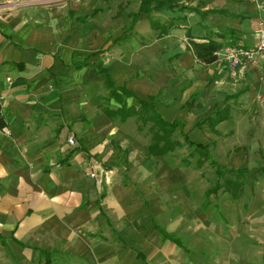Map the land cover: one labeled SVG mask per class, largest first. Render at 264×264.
I'll return each mask as SVG.
<instances>
[{
	"label": "crops",
	"instance_id": "obj_1",
	"mask_svg": "<svg viewBox=\"0 0 264 264\" xmlns=\"http://www.w3.org/2000/svg\"><path fill=\"white\" fill-rule=\"evenodd\" d=\"M93 3L56 11L0 2V264H264L263 211L227 196L213 208L178 152H150L151 125L105 112L141 111L139 100L153 97L162 119L182 122L211 151L260 130L264 54L240 75L204 66L189 44L253 48L256 4L197 0L140 14L119 41L141 0ZM225 109L216 134L198 127Z\"/></svg>",
	"mask_w": 264,
	"mask_h": 264
},
{
	"label": "trees",
	"instance_id": "obj_2",
	"mask_svg": "<svg viewBox=\"0 0 264 264\" xmlns=\"http://www.w3.org/2000/svg\"><path fill=\"white\" fill-rule=\"evenodd\" d=\"M194 1L197 0H141L139 12L131 16L133 21L129 26H127L125 34L119 39V41L129 39L140 14L150 15L153 12L175 10L176 8H180V6L184 3H191ZM97 11L94 15L97 14ZM169 31H163L162 35L168 34ZM189 42L190 49L193 51L196 59L201 64L204 66H210L217 63L218 59L215 54L222 48L221 44L214 41H210L208 43H198L190 40ZM80 67L81 66H79V68ZM100 72H103V70H100ZM108 89L110 91V96L121 101L118 89L114 87V83L111 80H109ZM120 92L123 96L134 97L132 93H129L126 90H120ZM154 100L155 98L153 97L148 101L139 100V103L142 106L141 111H137L134 107L127 108L126 106H123L121 109L116 111L106 109L105 112L110 119L120 117L124 122L130 118L138 117L142 123L140 129L151 125L150 132L152 139L149 150L156 158H165L182 151L184 148H187L188 153L182 159V164L185 167L201 171L206 167V165H209L213 170H215L217 181L206 191V199H210L212 196L222 192L229 195L230 199L233 201L239 200L243 189H245L248 185L246 177L250 174L249 169L243 168L235 170L221 165L217 162L209 147L190 141L188 136L184 134L185 125L182 122H169L162 119L161 115L155 111ZM189 107H191V104ZM228 114L229 111L227 109L219 111L209 120L200 122L198 127L203 128L207 125L211 131L216 134L218 126L222 122L229 120ZM178 132L182 136L183 140L177 138ZM242 150L245 149L239 148L236 149V152H240ZM259 174L264 177V166L259 169Z\"/></svg>",
	"mask_w": 264,
	"mask_h": 264
},
{
	"label": "rangeland",
	"instance_id": "obj_3",
	"mask_svg": "<svg viewBox=\"0 0 264 264\" xmlns=\"http://www.w3.org/2000/svg\"><path fill=\"white\" fill-rule=\"evenodd\" d=\"M91 1L96 3V0H0V2H5V4L2 6L5 8H22L24 6L32 7L35 5L51 8L55 6L56 11H59L58 8L63 4V2H67L72 7V9H79V7L85 6V2ZM104 4L106 7L110 4V0H104ZM80 12L82 11L80 10ZM78 16L81 17L84 15L79 13ZM250 125L252 126L254 123L251 122ZM257 125L260 127V130L258 129L252 131L249 129L248 131L241 133L238 137H228L225 140L226 146L216 145L212 153L217 162L227 168L235 170L241 168L249 169L250 174H248L246 177L247 182H249L246 188L243 189L239 200L241 201L242 207L248 211L257 209L264 212V177L259 174V169L264 166V137L262 139L260 138V141H258L256 137V134L262 132L264 133V123H257ZM177 138L180 139L179 134L177 135ZM229 142H231L230 147L227 146V143ZM239 147L245 148L246 152H236L235 150ZM187 153V148H184L182 152H178V155H176V160L181 161V159L186 156ZM191 170L192 173L201 176L203 181L207 183L205 188L200 189V194H203L205 197V193L208 188L217 181L215 170H213L209 165H206V167L201 171L195 170L193 168ZM226 196L227 198H230L229 195H226L222 192L212 196L210 198V203L214 205L213 208L217 210L222 209L226 202ZM205 201L207 203L206 199Z\"/></svg>",
	"mask_w": 264,
	"mask_h": 264
},
{
	"label": "built area",
	"instance_id": "obj_4",
	"mask_svg": "<svg viewBox=\"0 0 264 264\" xmlns=\"http://www.w3.org/2000/svg\"><path fill=\"white\" fill-rule=\"evenodd\" d=\"M252 2L256 4L260 13L255 30L256 43L254 47L247 49L237 45L224 46L215 54L218 63L224 64L227 69L240 75H243L244 71L264 54V0H252ZM8 81L11 82L10 79ZM74 144V138H70L69 145L74 146ZM92 177L95 178V175Z\"/></svg>",
	"mask_w": 264,
	"mask_h": 264
}]
</instances>
